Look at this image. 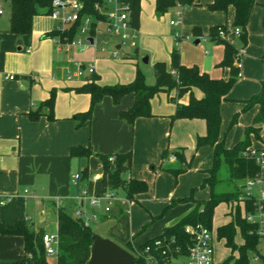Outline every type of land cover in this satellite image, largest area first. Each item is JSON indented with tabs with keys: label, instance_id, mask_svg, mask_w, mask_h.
I'll return each instance as SVG.
<instances>
[{
	"label": "crops",
	"instance_id": "1",
	"mask_svg": "<svg viewBox=\"0 0 264 264\" xmlns=\"http://www.w3.org/2000/svg\"><path fill=\"white\" fill-rule=\"evenodd\" d=\"M211 1L203 0L206 8L204 11L205 9L196 8L202 5L201 0H197L196 3L187 7L184 15V24L187 23L186 31L194 39V44H199L202 39L215 44L210 61L204 63V57L199 53L190 54L191 48L188 43L180 42V39V64L196 65L200 71L208 73L212 78L226 80L229 77V69L218 65L223 58L224 46L208 39L207 33L211 26L227 25V23L221 22L217 18L219 15H209L218 14V11H211L207 8V4ZM173 8L176 9L174 6L159 17L168 14ZM227 12L230 13L233 21V9L229 8ZM2 14L1 11L0 15ZM207 14L209 21L206 22L205 30L198 17ZM48 16L49 14L45 13L35 15L32 20V31L28 35L8 32L9 21L8 27L0 28V224L7 225L15 220H24L34 230L41 229L44 233L56 232L57 209L60 206L67 207L74 215L78 208L74 196L79 191L85 189L90 194H96L99 189L97 183H100L101 190V172L97 173L100 169V160L97 154L131 151V165L125 177L129 176L130 179H139L147 183V191L135 195L134 199L141 197L144 205L153 213H157L160 207L163 204L165 206L169 200L183 197L187 189L181 194L179 188L173 187V180L179 185L187 182L188 186L190 179L195 177L183 169L175 180L170 169H182L187 164L196 167L209 166L211 158L205 164L199 162L201 157H208L212 154V148L208 145L196 148V138L206 133L204 120L171 119L176 110L175 102L187 104L189 92L180 97L177 96L176 88L157 93L150 100L152 116L139 117L133 124L121 120L118 112L133 104L134 95L131 93L124 95L119 104H114L110 97L105 96L95 106L90 122L77 128L73 116L88 109L90 95L77 93L74 88L87 81L90 75L82 79L67 81L65 68L70 65V59L77 60L83 65L91 64L94 68L92 74L97 76L96 82L100 85L130 83L135 77L136 68L142 71L143 67L138 64L127 66L122 62L101 59L98 55L99 49L91 46L82 50H60L53 36L48 35L56 25V22ZM169 21L166 26L160 25V20L155 14V0H140L137 37L142 49L150 53L147 56V62L142 61V63H149L152 68L154 63L159 61L165 62L167 67L170 64V55L172 49L175 48L173 45L176 38L167 35L170 30L169 26H178L181 22L178 25H171ZM194 28L200 30L198 36L193 35ZM226 39L229 42L228 34ZM120 42L113 48L117 50V55L122 47V41ZM248 43L247 39L246 46L242 48L241 62ZM232 44H237V41ZM134 51L136 52L137 49L135 48ZM204 54H210V50L205 49ZM110 55L113 56L111 51ZM108 66L115 70L112 75L106 69ZM255 73L248 77L245 68L242 71L241 66L237 81L241 79L239 83L235 82V86L244 91L243 93L238 92V87L237 90L230 89L227 94L228 99L221 103V119L223 111L228 114L238 112L234 111L242 107L238 100L249 98L250 95L259 91L263 74L259 78V84H256L253 82L256 81ZM9 74H12L14 78H6ZM52 90H55V100L52 109L53 118L49 119L47 117L49 109L40 107V105L49 97ZM192 93L196 98L202 97V92L196 88L192 90ZM235 100L236 105L229 103ZM38 108L41 111L37 117H31L30 113L37 111ZM220 130L222 135V127ZM78 145H90L93 154L82 159L70 156V148ZM252 146H264L262 137L259 144L253 143ZM165 150L166 154L161 156ZM177 150L182 151L184 161L181 162L173 154ZM85 166L93 176L97 174L98 177L91 175L77 185L73 182V175ZM203 178L204 171L202 170L201 179ZM122 192V197H125L124 191ZM156 198L162 199L159 207L154 201ZM181 205L182 207L187 206L178 213H171L170 217L166 218L165 224L157 228L159 234L193 207L191 203ZM90 207L92 206L84 203V210L87 214L90 212L97 214V218L89 223L90 227L96 221H101V224L108 222L104 223L106 225L105 234H97L99 236L122 244L130 241L133 247L155 237L152 236L155 231H152L137 241L135 234L142 224L141 221L132 220L130 212L128 215L131 223L128 227L119 226L118 222L110 224L111 220L119 221L120 218L126 216L119 204L115 210L110 209L109 212L101 213L99 210H90L92 209ZM225 212H229L228 207ZM85 216L81 219L84 220ZM52 219H54V230L47 231ZM221 225L213 226L212 218V226L215 230ZM238 238H240L239 233L235 241ZM217 240L226 246L224 239ZM23 256V238L18 235L0 233V264H13ZM215 261L216 264L223 262L216 258V252Z\"/></svg>",
	"mask_w": 264,
	"mask_h": 264
},
{
	"label": "trees",
	"instance_id": "2",
	"mask_svg": "<svg viewBox=\"0 0 264 264\" xmlns=\"http://www.w3.org/2000/svg\"><path fill=\"white\" fill-rule=\"evenodd\" d=\"M102 0H82L83 14L98 16V12L94 9L95 3H101ZM130 5V23L138 28L140 19V0H126ZM197 0H155V14L161 16L170 8L179 2L184 8L193 5ZM10 15L8 32L16 35H28L32 31V20L35 15L40 13L48 14L51 10L52 0H8ZM255 0H212L207 4V8L211 11L226 12L229 8L234 11L232 25L238 28L237 41L239 43L232 44L227 41L226 35L229 29L226 24H217L209 28L207 37L217 44L224 46L223 58L218 63L221 67L229 69L228 79L212 78L208 73L202 72L196 65L184 66L180 64V53L173 48L170 55V64L167 67L165 62L159 61L154 63L153 72L155 77L154 84L145 82L144 74L136 68L134 79L127 84L100 85L95 74L90 75L87 81L80 86L74 88L77 93H87L90 95V105L86 111L74 114L75 126L77 128L88 124L93 116L95 106L105 97L112 99L114 104H119L122 97L126 94H133V104L123 110H119L118 116L121 120L128 124L139 117L152 116L150 100L161 91L176 88L177 96L180 97L184 93L189 92V101L182 104L176 101L175 113L171 119H202L206 125V133L196 138V148L208 145L212 148V165L210 168L203 170L204 178L200 188L208 187L210 195L207 199H196L192 192L188 196L173 198L164 206L159 216L163 215L167 210L177 204L191 203L193 207L189 212L182 216L178 221L169 226L163 233L148 239L138 246L141 247L154 238L174 237L176 244L182 248L190 243V239L184 232L186 224L202 223L207 227H212V218L215 208L220 203L229 204L237 198L238 189L226 193L213 192L217 181L216 173L220 166V159L227 165L229 177L232 180L240 181L255 170V164L252 160L243 156V152L252 144V139L261 141V125H264V70L260 81V92L246 99H240L242 107L240 111L233 114L229 128L237 123L241 113L254 109L251 123L244 127V137L231 147H226L224 138L221 136V103L227 100V94L240 76V68L236 62L241 60L242 48L247 44V24ZM262 28L264 39V4ZM80 22H77L72 28L66 32L59 33L53 29L48 35L55 36L64 35L69 39L73 38ZM200 30L193 29V35L198 36ZM240 46V47H239ZM264 66V50L260 57ZM171 70L175 71V75L171 74ZM196 88L202 92L201 98H196L192 90ZM55 100V90L50 92L49 97L44 100L40 107H47L49 119L53 118L52 109ZM172 100V99H171ZM40 108L35 112H31L30 116L35 118L40 113ZM90 145L73 146L70 148V156L78 159L88 158L92 155ZM166 154V150L161 156ZM181 162L184 161L182 151L177 150L173 153ZM100 160V181L101 191L121 190L124 191L125 197L133 201L135 195L147 191V183L139 179L127 180L125 174L130 168L132 154L131 151L112 154H97ZM109 157H113L110 161ZM175 180L183 169H170ZM80 181L86 180L91 176V172L85 166L78 170ZM93 176V175H92ZM232 212L230 220L216 228L217 238L224 239L225 245L231 250L230 255L220 264H250V256L256 251L257 238L251 233V226L242 218L239 208H235ZM155 217H151V221ZM57 228L58 247L54 262L49 261L42 243L43 231L41 229L34 230L24 220H15L14 222L4 225L0 224V233L7 235H18L23 238V258L15 261L13 264H86L91 250L92 235L95 232L89 225H85L83 220L75 217L67 207L60 206L57 209ZM148 223L142 225L141 231ZM239 233L243 243L236 244L235 238ZM125 249L135 255L133 264H145L143 259L136 255L134 247L128 241L124 244ZM237 252V255L234 254Z\"/></svg>",
	"mask_w": 264,
	"mask_h": 264
},
{
	"label": "built area",
	"instance_id": "3",
	"mask_svg": "<svg viewBox=\"0 0 264 264\" xmlns=\"http://www.w3.org/2000/svg\"><path fill=\"white\" fill-rule=\"evenodd\" d=\"M175 19L169 22L178 25L181 22L184 7L177 2L175 4ZM94 9L98 16L83 14L82 0H52L49 16L56 22L55 30L59 33L66 32L77 22H80L73 38L60 35L53 36L57 47L63 51L82 50L88 46L94 49H106L107 37H117L120 41L130 40L133 45L138 35V28L130 23V5L126 0H102L95 3ZM1 12V11H0ZM235 33L239 32L234 28ZM91 38V41L89 40ZM113 56L117 50L111 51ZM70 65L65 68V79L67 81L82 79L91 75L94 68L91 64L83 65L77 60L70 59ZM241 68V60L236 62ZM175 75V71H170ZM13 79V75L6 76ZM243 156L255 164V170L239 181L238 195L235 200L228 204V209L234 211L239 208L243 220L250 225L251 233L257 238L256 251L250 256V264H264V146H250L243 152ZM112 161L113 157H109ZM93 177H98L97 174ZM79 179V173L73 175V182ZM129 180L130 177L126 176ZM78 208L74 212L75 217L82 218L85 225L97 218L94 212L86 213L84 203L92 207H101L104 212L110 211L113 200L130 202L126 197H121L118 190H105L99 194H90L82 189L74 196ZM184 232L190 239L186 248L176 244L174 237L154 238L143 246L134 247L136 255L141 257L145 264H216L215 240L216 230L202 223L186 224ZM42 243L48 257L56 256L58 247V235L54 233H43ZM135 256V255H134Z\"/></svg>",
	"mask_w": 264,
	"mask_h": 264
},
{
	"label": "rangeland",
	"instance_id": "4",
	"mask_svg": "<svg viewBox=\"0 0 264 264\" xmlns=\"http://www.w3.org/2000/svg\"><path fill=\"white\" fill-rule=\"evenodd\" d=\"M256 4L253 6L251 13H250V17H249V21H248V26H247V32H248V46L246 48V50L244 51V57L242 59L241 62V66H242V71L243 68H245L246 74L248 75V77L250 76V74H254L256 71V84H259V78L260 76L263 74V64L260 61V57L263 54V50H264V39H263V28H262V17H263V6L262 4H264V0H256ZM203 0H201V4L200 6L196 7L198 9H205L204 11H206V8L204 7L203 4ZM0 10L3 12L2 15H0V28H6L8 27V21H9V14H10V8H9V2L8 0H0ZM187 10V7H185L182 10V21L178 26H169L170 30L168 32L167 35H170L171 37H175L176 38V42L173 45V47H175L178 52L180 53V43L179 40L181 39L180 42L182 41H186V43H188L189 47L191 48L189 51L190 54L193 53H199L202 55V57H204V63H206L207 61H210V57H211V53H213V46H215V44H213L210 41H207L206 39H202L200 41L199 44H194V39L189 35V32L186 31L187 30V23L184 24V15H185V11ZM175 11L176 9L173 8V10H171L168 14L162 16V17H158L157 19L160 20V25L161 26H166L168 24L169 19H175ZM211 13V12H210ZM218 14H209V15H219L217 16V18H219V20H221V22H226L227 23V27L230 30L228 33V40L230 43H235L237 41V34L234 31V27L232 25V16H230L229 12H222V11H218ZM49 17V16H48ZM208 14L206 16H199L198 20L199 22H201V26L203 27V29L206 30L207 26H205L208 20ZM5 26V27H4ZM179 36V37H176ZM187 37V38H185ZM162 38V37H161ZM135 44L131 45L130 44V40L128 41H124L122 42V47L121 49L118 50V55L116 57L110 55V51H112L111 49L114 48V45L117 43H121L120 40L117 37H108L107 38V43H106V49L105 51L100 50L99 48V58L101 59H107L110 62H117V63H124L125 65H134L137 66V64L141 67H143L142 72L144 74V78H145V82L147 84H154L155 83V79H154V75H153V68L152 65L149 63H142L143 61V57L148 56V54H150L148 51H144L142 49V47L140 46L139 43V38L136 37L134 39ZM237 43H239L237 41ZM135 48L137 49V51L135 52ZM210 50V54H204V50ZM108 73L110 71V75H112L115 70L111 67H106ZM107 73V74H108ZM243 76V72L241 73V78ZM240 78V79H241ZM238 79V78H237ZM239 79V80H240ZM239 80L237 81V83H239ZM114 82V81H111ZM236 84V83H235ZM234 86L232 87L233 89L237 90L238 86ZM260 85V84H259ZM244 90H242L241 88L238 87V92H242L243 93ZM260 92V89L258 92L253 93V94H257ZM240 93V94H242ZM251 96V95H250ZM231 105H236V100L235 101H230L229 102ZM240 109H236L234 110L239 111ZM232 111V112H234ZM254 114V109H251L247 112L241 113L238 117L237 123L235 125H233L231 128H229V123L230 120L232 118L233 113H226L225 111H223L222 113V119H221V127H222V137L224 138V143L226 147H231L232 145H234L236 142H238L239 140H241L244 137V127L246 125H249L251 123V119L252 116ZM261 137L264 141V125H261ZM256 143L259 144V141L252 139V144ZM211 156V157H210ZM210 159V165L209 166H188L185 165V167H183L182 169L186 170V172H190L193 174V177L190 179V183L187 186V182H185L182 185H179L178 182H175L173 180V187L174 188H179V192L182 194V192H184L185 189H187V191L184 194V196H188L190 195V193L192 192L193 196H195L198 199H207L210 195V190L208 187H204V188H200V185L202 183V179H201V172L204 169H208L211 167L212 165V154L207 156H203L201 157L200 160V164H205L208 159ZM216 177H217V181L215 183L213 192L215 193H226V192H231L234 191L235 188H238V184L239 181L238 180H232L229 177V172H228V168L227 165L223 162V159H220V166L217 170L216 173ZM199 179V180H198ZM196 181V183L194 182ZM97 188H99L96 193L99 194L100 193V183H97ZM118 194L122 197L123 196V192L121 190H118ZM161 198H156L154 199V201L156 202L157 206H160ZM105 202H101V207H90L92 209L90 210H99V212H104L103 211V206L105 205ZM117 204H119V206L122 208V210L124 211V214L126 215L125 217L120 218L119 221L115 220H111L109 223L113 224V223H119V226H127L129 225V223H131V220L129 219V215L128 213L130 212V217L133 218L132 220L134 221H141V224H145L148 223L147 226L144 228V230L141 231L142 225L139 226V228L137 229V232L135 234L136 240L139 241L141 239H143L144 235L155 231V233H153L152 236H156L159 234L157 228L160 226H163L165 224V220L166 218L168 219L170 217L171 213H178L179 211H181L183 209V207L187 206V205H175L172 208H170L169 210H167L163 215L159 216L162 209L164 208V204L160 207L159 211L157 213H153L152 211H150L148 209V207H146V205H144L142 198H136L134 199L131 203L130 202H124V201H116L113 200L112 204L110 205V209H114L116 208ZM228 207V204L226 203H220L214 210V216H213V226H217V225H221L224 222L229 220V216L232 217V212H230V210L228 209L229 212H225L226 209ZM119 215V214H118ZM117 217V216H116ZM151 217H155L154 220L151 221ZM104 223H108L107 221H105ZM101 224V221H96L94 222V224L92 223L91 228L92 230L96 233V234H105V228L106 225L105 224ZM53 225H54V219H52V222L50 223V227H47V231H53ZM212 226V227H213ZM155 234V235H154ZM238 236V234H237ZM218 241V242H217ZM117 244L124 246V244L119 243L117 241H114ZM243 241L240 240V238L236 239V244L240 245L242 244ZM215 252H216V258L222 262L224 261V259L230 255L231 250L228 249V247L224 246L223 243L220 240H215ZM234 254L237 255V252L234 251ZM49 261L51 263L54 262V258L53 257H49ZM229 264H233L232 262Z\"/></svg>",
	"mask_w": 264,
	"mask_h": 264
},
{
	"label": "water",
	"instance_id": "5",
	"mask_svg": "<svg viewBox=\"0 0 264 264\" xmlns=\"http://www.w3.org/2000/svg\"><path fill=\"white\" fill-rule=\"evenodd\" d=\"M143 62H147V56L143 58ZM100 172L101 169L97 171ZM91 239V250L86 264H133L135 261L131 252L110 238L93 234Z\"/></svg>",
	"mask_w": 264,
	"mask_h": 264
}]
</instances>
